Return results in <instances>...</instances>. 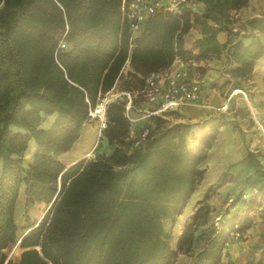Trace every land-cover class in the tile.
<instances>
[{
	"label": "trees",
	"instance_id": "16d2710c",
	"mask_svg": "<svg viewBox=\"0 0 264 264\" xmlns=\"http://www.w3.org/2000/svg\"><path fill=\"white\" fill-rule=\"evenodd\" d=\"M122 1L0 0V264H14L6 263L3 252L19 240L23 186L28 204L49 208L39 223L25 227L15 264L176 262L165 220L183 213L204 179L207 150L191 149L161 117L137 125L138 131L148 126L150 134L135 146L126 103L115 101L99 139L110 152L70 167L61 156L80 140L90 109L114 88L129 58L138 80L167 69L177 57L192 55L185 42L195 25L202 37L192 49L203 57L220 55L231 44L232 76L250 78L264 56L258 35L264 32V14L248 21L247 43L222 44L220 33L232 32L231 11L249 0H199L195 14L185 9L150 19L131 50ZM210 139H203L207 149ZM31 141L37 149L26 166ZM248 156L250 166H260L251 152ZM207 215L204 207L197 211L179 241L181 249ZM238 225L248 230L253 220L234 214L222 228L204 232L207 243L197 260L216 264Z\"/></svg>",
	"mask_w": 264,
	"mask_h": 264
},
{
	"label": "rangeland",
	"instance_id": "374dc122",
	"mask_svg": "<svg viewBox=\"0 0 264 264\" xmlns=\"http://www.w3.org/2000/svg\"><path fill=\"white\" fill-rule=\"evenodd\" d=\"M263 14L264 0H249L242 8L232 10V32L226 31V38L218 37L219 41L222 44L241 40L247 43L248 21ZM194 30V38L202 37L199 26L195 25ZM258 35L264 42V32H258ZM230 47L231 44L220 55L203 57L197 50L188 49L192 52L191 56H179L201 85L205 104L198 101L183 112L173 111L162 118L165 126L172 127L173 134L181 135L191 149H203L208 153L204 165L205 177L186 209L180 216L165 220L169 241L172 248L177 250L175 264H212L197 260V254L207 243V235L203 233H210L213 226L222 228L234 214L251 218L253 226L248 230H242L239 225L236 227L216 264H264V56L255 63L252 76L240 81L231 74L235 65L230 58ZM140 79L133 77L122 80L109 95H117L129 88L140 89L143 85ZM127 82L132 84L128 85ZM236 84H240L242 89H234ZM231 94L234 95L228 101ZM118 100L125 101V97L121 96ZM138 102L139 99L137 105ZM141 114L137 109L134 116ZM54 119L49 118L45 127ZM87 124L97 131V142L91 155L86 158L93 159L96 154L109 153L110 150L99 141L104 131L101 134L98 120L90 118ZM209 135L211 145L207 149L203 139ZM34 145L35 142L31 141L24 155L26 166L33 161ZM249 152L260 162L259 167L250 166ZM18 203L21 207L16 218L19 240L4 250L6 263L10 260L14 264L20 261L23 252L21 238L27 233L25 227L28 223H39L49 208L45 203L35 206L28 204L25 186L21 189ZM201 207L208 211V215L199 220L197 227H194L193 240L184 241L181 249L179 241Z\"/></svg>",
	"mask_w": 264,
	"mask_h": 264
},
{
	"label": "built area",
	"instance_id": "2783aa9c",
	"mask_svg": "<svg viewBox=\"0 0 264 264\" xmlns=\"http://www.w3.org/2000/svg\"><path fill=\"white\" fill-rule=\"evenodd\" d=\"M199 7V0H123L122 23L130 35V49L134 48L135 41L146 23L157 14L161 12L181 14L185 9L195 14L199 11ZM60 46L66 48L65 42H61ZM175 61L182 64L181 68L172 73L152 72L144 78V83L138 90H125L111 96L108 93L100 98L97 106L90 109L89 116L98 120L101 134L108 127L109 104L120 101L118 99L121 96L125 97V101L121 102L126 103V117L132 125L129 136L135 146L144 143L150 134L148 126L139 132L136 123L145 121L151 124L154 118H163L170 112L195 105L201 98L202 87L197 80L191 77V70L180 57H177ZM233 95L231 94L228 101ZM138 99L140 102L137 105ZM137 109L142 113L139 117L134 116Z\"/></svg>",
	"mask_w": 264,
	"mask_h": 264
},
{
	"label": "crops",
	"instance_id": "0c3cea01",
	"mask_svg": "<svg viewBox=\"0 0 264 264\" xmlns=\"http://www.w3.org/2000/svg\"><path fill=\"white\" fill-rule=\"evenodd\" d=\"M194 35H195V30L192 31L189 36H187L186 42H185L186 50H188V49L190 50V49L193 48L194 43H195V41L197 39V38L193 37ZM226 35H227L226 32H222V33H220L219 37H221L222 39H225ZM181 66H182L181 63H179L178 61H175V63H173V65L171 67H169L167 69H164V70H161V71H166L167 73H172V72L178 70L179 68H181ZM133 74H136V72H135V70L132 67L131 58H129L128 61L125 64V66H124V68H123V70H122V72H121V74H120V76H119L114 88H116L117 85L122 80H127L128 78H132ZM140 77H141V79H143L142 81L144 83V78L145 77H142L141 75H140ZM140 77H139V79H140ZM191 77L195 78L194 73L192 72V70H191ZM129 90H136V89L129 88ZM203 95H204V92L202 91L201 98L199 100L200 104L205 102V100H203V98H204ZM188 108H190V107H188ZM188 108L180 109L177 112H183V111H185ZM139 123L140 122L136 123L135 125H138ZM95 133L97 134V131H95L90 125L87 124L85 126V130H84L83 135L81 136L80 140L74 145V147L69 152H67V153H65V154H63L61 156V161H63V163L67 167H70V166L74 165L75 163H77L78 161L86 158V156H90L91 152H92V149L95 147L96 142H97V136L95 135ZM32 152H33V149H32Z\"/></svg>",
	"mask_w": 264,
	"mask_h": 264
},
{
	"label": "bare ground",
	"instance_id": "6f19581e",
	"mask_svg": "<svg viewBox=\"0 0 264 264\" xmlns=\"http://www.w3.org/2000/svg\"><path fill=\"white\" fill-rule=\"evenodd\" d=\"M190 39H191V38H190ZM94 136H95V135H94ZM21 201H22V200H21ZM20 208H21V207H20V203H19V204H18V207H17V219H18V216H19L18 214H19V212H20Z\"/></svg>",
	"mask_w": 264,
	"mask_h": 264
},
{
	"label": "water",
	"instance_id": "95a60500",
	"mask_svg": "<svg viewBox=\"0 0 264 264\" xmlns=\"http://www.w3.org/2000/svg\"><path fill=\"white\" fill-rule=\"evenodd\" d=\"M22 240V239H21Z\"/></svg>",
	"mask_w": 264,
	"mask_h": 264
}]
</instances>
